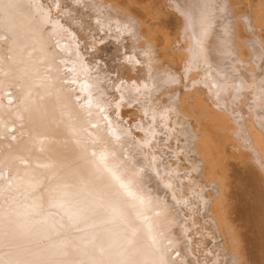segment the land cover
<instances>
[{
  "label": "bare ground",
  "instance_id": "6f19581e",
  "mask_svg": "<svg viewBox=\"0 0 264 264\" xmlns=\"http://www.w3.org/2000/svg\"><path fill=\"white\" fill-rule=\"evenodd\" d=\"M73 1L70 0L72 4ZM198 1L202 4L198 10V27L189 23L191 30H198L194 41L197 52L204 49L199 38L203 30L202 14L222 12L224 5L228 16V23L224 24L230 33L219 31L218 37L225 38L224 47L228 49L225 53L232 50L238 61L252 68L249 71L254 76L253 65L259 64L262 54L252 49L254 45L260 47L250 28L246 32L252 38L242 37L245 26L241 25L239 0ZM59 2L63 0H0V264H145L147 256L150 259L158 247L150 237L154 231H160V225L171 228L169 238L161 231L167 245L163 252L169 255L163 260L160 257L159 261H149L169 264L172 249L173 253L179 251L184 256L182 264H199L188 237L187 223L179 213L183 201L173 196L168 184L161 182L156 175L160 169H156L149 155L140 151L147 158L141 161L133 157V152L140 146L146 149V144L128 134V122L123 121L116 102L118 89H111L107 73L96 70L107 58L115 64L122 57L115 45L90 49L89 34L84 35L85 27L78 23L83 16L74 18L69 13L70 2L68 11L66 3L61 8L73 17L61 16ZM166 3L181 19L179 37L188 23H184L175 1L166 0ZM90 8L95 9L93 4ZM111 13L116 14L117 8L111 9ZM110 14L116 21V16ZM124 15L131 19L127 9ZM101 19L104 18L98 20ZM143 26L135 25L139 30ZM92 28L89 30L94 34ZM156 33L141 34L139 48L151 45ZM186 45L189 46L188 38L183 46ZM86 54L96 58L90 59ZM117 69L119 74L126 71ZM71 71L76 72L72 75ZM80 74L85 75L84 79L78 78ZM160 80L165 83L168 79ZM239 84L240 92L253 89L252 95H260L256 83L253 88L240 78ZM215 86L222 89V96L228 95L224 93V84L216 82ZM187 106L188 102L183 104ZM248 107L254 109V104ZM182 108L179 112L185 114ZM217 109L203 106L201 114L194 115L198 127L195 132L199 133H192V144L200 159L199 174L213 190L210 196L207 193L203 197L204 210L210 212L221 243L228 251L230 260L226 264H239L238 239L227 219L226 178H219L216 173L222 143L214 138L216 134L213 136L209 126L214 124L221 134L232 137L240 159L254 164L264 177V122L259 116L264 113L260 111L257 117L237 123L229 110ZM118 128L127 133L119 145L112 138L120 131ZM147 207L153 209L149 211ZM158 210L166 213L161 215Z\"/></svg>",
  "mask_w": 264,
  "mask_h": 264
},
{
  "label": "rangeland",
  "instance_id": "374dc122",
  "mask_svg": "<svg viewBox=\"0 0 264 264\" xmlns=\"http://www.w3.org/2000/svg\"><path fill=\"white\" fill-rule=\"evenodd\" d=\"M65 1L63 0L64 3L59 2L62 13L60 15L64 16L65 13L62 10L67 9L66 11H68L69 5L71 7L69 11L81 13L80 16L78 13L69 12L74 15V18L80 19L82 16L85 18L82 17L78 23H82V26L85 27L82 30L84 35L89 34L87 42L89 46H92L90 49L97 50L102 45V48H105L106 45L111 44L115 45L114 48L122 57V61L115 64L111 61L108 62L111 59L109 57L107 58L108 61L104 60L99 64L100 66L98 65L99 69L96 70L107 73L106 79L111 81V89L114 87L118 89L116 102L119 111L122 113L123 121L128 122V127L132 132L129 131L128 134L130 136L133 134L137 141H144L143 143L146 144V149L142 146L137 147L138 150L133 152V157L142 161L147 157L140 154V151L149 155L154 160L156 169H160L158 172L156 171V175L161 182L166 186L169 185V190L173 196L183 201L179 213L184 216L187 223L188 237L193 245L197 261L199 264L229 263L228 251L221 243L219 232L210 217V212L206 213L207 211L204 210L203 206V197L207 193L210 196L213 190L199 174L198 164L200 159L192 144V133H199L195 132L198 127L194 115H200L203 106L210 110L215 109L214 111L219 108L223 111L229 110L237 123H243L249 117H257L258 113H264V89L260 88L264 87V0H239L238 2L240 16H243L241 25L246 27L243 28L242 37L244 36V40L252 38L246 32L250 28L260 47L258 49L254 45L252 49H255L254 52L257 51L258 54H262L259 62L258 58L255 60L259 64L253 65L254 76L249 71L252 68L238 61L232 50L225 53L228 51L224 47L225 38L219 39L220 37H218L219 31L222 34L230 33L224 24L227 25L228 23V16L224 13V5H221L222 12L202 14L201 25L203 30L199 38L201 39V47H204V49L201 48L203 51L201 50L202 53H200L194 47L198 30L193 28L191 30L189 23L194 24L195 28L198 27V10L199 7H202L201 1L193 0L194 2L191 3L188 0H173L181 10L184 23L185 21L188 23L185 31H181L179 37L177 33L181 27L179 26L181 25V19L176 12L169 8L166 0H90V2L88 0H71L73 4L70 0ZM83 2L87 3L84 4ZM88 4H90V7L93 4L95 9L88 7ZM179 4L182 5V8ZM63 5L66 6V9H63L65 8ZM114 8H117L116 14L111 13V9ZM124 9L128 10L131 19L130 17L129 19L126 18ZM110 13L113 16L115 15L118 21L111 19L114 17L109 16ZM68 14L65 15L73 17V15ZM86 18L89 22L85 21ZM99 18H104L101 19L103 22L98 20ZM107 19H111L110 22ZM140 23L144 26L139 30L135 25ZM97 24L98 27H96ZM62 27L65 26L62 25ZM91 28L94 34H91ZM187 31L188 34L185 33ZM148 32H157V35L151 45L140 49L139 38L141 34L148 35ZM93 35L94 37H92ZM103 37L109 38L104 39ZM96 38H102L100 39L102 42H99L100 40L98 41ZM186 38L189 40V46H183ZM71 42L74 45L73 39ZM184 48H187V50L183 52ZM213 48L215 51L212 50ZM252 49L249 50L250 57L251 54L253 56ZM186 52L188 53L186 54ZM82 53L85 54L83 51ZM188 54L190 56L186 58L185 55ZM86 55L90 59L96 58L93 54V56ZM117 67L124 68L126 71L119 74ZM96 70L95 73H98ZM91 71L94 70L91 69ZM75 72L71 71L70 73L73 75ZM168 74L174 77L168 78L171 77ZM84 76L77 77L84 79ZM165 78L168 79L165 83L160 80H165ZM240 78L244 79L247 85L252 84L253 88H255L253 83H256L259 86L260 95H257V97L252 95L253 89H244L240 92L238 89ZM216 82L221 85L224 84V93L228 95L223 94V96L227 100L221 95L222 89L218 88L221 92L218 91L215 86ZM239 93H242V97L239 96ZM243 97H245L244 101L247 103L243 102ZM178 102H181L182 105L180 106ZM187 102L188 106L183 107V104ZM225 103H228L229 108H227V105L225 106ZM253 104L254 109L248 107V105ZM179 106L184 108L182 110L185 111V114L179 112ZM259 116L264 122V115ZM209 129L213 136L216 134L214 138L221 139H217V141L219 140L218 142L222 143V147L220 146L222 154L216 173L219 178H226L227 219L235 232L236 240L238 239L236 248L238 247L237 250L241 254L239 264H264V177L255 168L254 164H248L247 161L240 159L239 153L235 150V142L230 139L232 137L221 134L214 124H211ZM236 130L237 128L232 129L233 132ZM116 133V136L119 137L117 138L114 133L112 138L119 145V141L124 140L127 133L124 134L121 130ZM220 136H224L222 137L223 141ZM119 150L121 149L119 148ZM151 207H147V209L150 211L153 209ZM164 207L171 208L170 206H163L162 208ZM158 212L161 215L166 213L161 210H158ZM167 212L170 213L168 209ZM161 231L166 238H169L171 228L168 225H160V231L152 233L151 241L158 243V247H155L150 258L154 262L155 260L159 261L158 258L160 257L163 260L164 256L169 255V253L165 254L163 252V250H166L167 245L163 242ZM178 247L180 248V246ZM170 252L172 258L169 259V264H182L184 262V256L179 251L173 253L171 249ZM147 257L145 264H153L149 261V256Z\"/></svg>",
  "mask_w": 264,
  "mask_h": 264
}]
</instances>
